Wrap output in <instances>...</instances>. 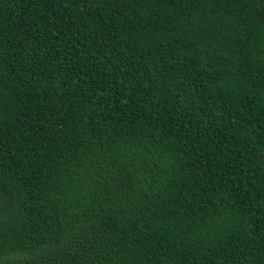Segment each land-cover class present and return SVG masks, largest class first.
<instances>
[{
    "label": "trees",
    "instance_id": "trees-1",
    "mask_svg": "<svg viewBox=\"0 0 264 264\" xmlns=\"http://www.w3.org/2000/svg\"><path fill=\"white\" fill-rule=\"evenodd\" d=\"M0 264H264V0H0Z\"/></svg>",
    "mask_w": 264,
    "mask_h": 264
}]
</instances>
